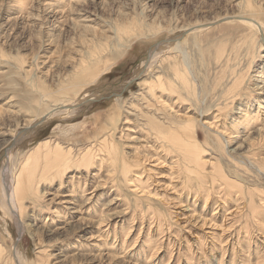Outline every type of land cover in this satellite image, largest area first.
I'll use <instances>...</instances> for the list:
<instances>
[{
	"label": "rangeland",
	"instance_id": "1",
	"mask_svg": "<svg viewBox=\"0 0 264 264\" xmlns=\"http://www.w3.org/2000/svg\"><path fill=\"white\" fill-rule=\"evenodd\" d=\"M241 4L242 0H0V158L3 161L5 154L12 150L6 166L11 165L14 178L25 165L23 158L40 142L56 140V144L72 147L80 154L90 142L105 139L114 130L125 158L132 163L140 162L129 173L134 177L132 182H126L119 172L110 175L113 158L105 154L97 157L104 160L101 167L91 169L90 174L84 171L78 177L87 176L85 180L92 187L91 193L99 185L98 176L102 175L103 186L89 196L95 202L103 200L102 239H97L94 224L98 213H94L96 217L91 222L88 216L75 212L74 204H69L74 197L70 193L72 183L79 180L77 177V181L72 180L73 173L63 179L54 173L56 180L47 185L51 188H41L46 198H39L25 211L26 227L22 235L1 204L0 191V245L5 247V254L12 253L18 245L31 264H40L42 259L37 253L44 247L50 255L49 264H264V102L262 108L254 101L248 104L250 89L264 69V49L260 51L263 57L255 59L257 54L253 51L262 38L257 31L240 24L243 20L238 17L245 12ZM257 4L264 21V0H257ZM135 26L160 30H152L155 34L149 33L147 37L134 38L123 57L108 63H113L109 72L96 84L79 90L76 98L73 96L74 101L78 100L74 103L75 109L68 113L73 118L50 119L51 123L47 121L31 137L14 140L18 130L36 115L37 108L43 107L39 113L49 108L41 105L38 86L45 83L50 91H56L60 82L72 75L75 60L85 51L86 38H92L94 32L108 37L107 44L114 51L109 58L117 59L115 48L120 39L114 37L115 30ZM189 26L192 28L179 32ZM206 27L212 28L196 32ZM174 36L177 37L173 40H179L178 46L189 55L188 63L198 88V93H184L180 102L189 107L184 112L198 120L200 146L207 150L204 159L217 166L221 163L222 174L243 185L242 193L236 189L229 194L212 192L207 204L210 188L199 190L198 185L185 184V175H195L188 169V160L176 152L167 154L157 143L154 147V124L141 116L146 110L141 113L139 108L133 109L132 115L127 116L129 119L125 116L126 109V112L130 110L129 103L142 92L141 82L162 76L164 81L170 78L169 67L174 60H166L169 52L162 45L173 42L168 39ZM159 44L162 47L155 51L157 59L152 61L153 67H141L151 49ZM223 45L225 52L218 56L217 51ZM175 61L180 62V58ZM230 67L236 74L250 69L233 91L239 96L230 98L229 106L224 107L223 96L236 79L227 72ZM97 94L98 98L89 106L81 104ZM255 94L264 98V89ZM244 104L252 107L251 115L257 120L254 128L248 135L246 132L232 135V144L226 136L218 139L214 127L210 129L207 125L223 122L232 126L234 120L242 117ZM219 106L223 108L221 121H214ZM184 112L180 111L179 117ZM71 127L78 129L81 136H68L67 128ZM240 131L243 130L239 128ZM249 138L262 142L259 148H251ZM4 151L7 152L3 154ZM35 162L31 161L34 165ZM118 163H114L116 171L120 170ZM204 169L208 173L210 168ZM27 175L31 176V172ZM61 183L63 189L57 191ZM64 212H68L67 217ZM14 264L22 261L16 260Z\"/></svg>",
	"mask_w": 264,
	"mask_h": 264
},
{
	"label": "bare ground",
	"instance_id": "2",
	"mask_svg": "<svg viewBox=\"0 0 264 264\" xmlns=\"http://www.w3.org/2000/svg\"><path fill=\"white\" fill-rule=\"evenodd\" d=\"M258 5L259 4H257V0H242L241 8L243 7L242 9L245 12H244L243 16L242 15H241V17L237 16L238 20H240V19L243 20L242 22H240V24L242 26H246L248 28L250 27L251 29L257 31L258 35H260L262 38L261 40L258 39L260 42L259 46L258 47L255 46L256 48L253 51L254 54H257L254 56L255 59L258 56L261 59L262 55H261L260 51L262 50V48L264 49V21L261 18L262 17V15H261L262 11L259 10ZM262 10H264V9H262ZM197 26H199V25H194L192 27H197ZM192 27L191 26L183 27V28H181V30H179V32L182 31V33H184L189 28H192ZM87 28L88 27H86V29ZM211 28L212 27L200 28V29L196 30V32L197 31L204 32V31H207ZM152 30L153 31L156 30L158 32L160 30V28H149V29L145 30V29H142L140 26H135L134 28L131 27V28H125V29L119 27L117 29V31L115 30L114 37L117 36L118 39H120L118 46L115 48V53L118 56L117 59H111V57L114 54V51H112L110 49V45L107 44V42L109 40L108 37H106L104 35H98L97 33L94 32L92 35V38H86L84 40L85 51L81 52L80 56H78L79 59L75 60L76 64L74 66V71H72V75L68 76L66 79H64L62 82H60V84H59L60 86L58 88H56L57 89L56 91H52V90L50 91V89L45 85V83H42V85L38 86L37 91L40 95L41 101H43V104H41V105L46 106V108L49 106V108H47L46 110H44L43 112H40V113L38 111H40V109H42L43 107H41L40 109L37 108L36 110H38V111L36 112V115L31 117L27 121V124L24 128H21L20 130H18L19 132L14 137V140L18 142L22 139H26L27 137H31L35 133V131H37V129L40 128L43 124L45 125V123H49L47 121H50V123H51L50 119H53V118L59 119L60 118L62 120H65V119L67 120L68 118H73L74 116L69 117L68 113L73 110L74 106H76L74 103L77 102L78 100L74 101V98H76L77 92L79 90L83 91L84 88H86L90 85L96 84L97 81L99 80V78L103 77L102 75L109 72V70L113 66V63H115L116 60L123 57L125 50L130 48V43H132L134 40H137L136 38H138V37H142V36L147 37L149 33L155 34L152 32ZM192 31H194V30H192ZM144 32H146V34H144ZM202 32H200V33H202ZM178 34H180V33H178ZM124 35L126 36V38L124 37ZM176 37L174 36L173 38H169L168 40L172 41ZM122 38H125V42H121ZM242 39L245 42L246 39L245 38H242ZM178 41L179 40H173V42H170V43H167V41L165 43L163 42L164 44L161 43V44H163L162 46L166 45L165 46L167 49L166 51L169 52V53H167L168 57L166 56L167 57L166 60H168V61L174 60L173 65H171V67H169L170 78L167 79V81L166 80L164 81L162 78L163 76H162V77L154 78L152 80L149 79V80H145V81L141 82V88H142L141 91L142 92L139 93L141 95L138 94L137 96L134 97V100L132 101L134 104L129 103L130 104V106H129L130 107V110H129L130 113H128L129 111L126 112L127 111V109H126L125 114H127V115H125L124 113L123 114L127 117V116L132 115L131 110L134 112L133 109L138 110V108H139L141 113L145 112L144 110H146V113H143L141 116H146L148 123L150 122V124L151 123L154 124L153 126L155 127V129L154 128L153 129L155 132H153V129H152V133L154 136V138L152 137V140H154V147H155V144L157 143L160 146L159 148H162V149L164 148L165 151L167 152V154H168V152H171V154H172V152L173 153L176 152L178 154V156L183 157L184 159L188 160V162L190 164L188 166V169H191L189 171L191 173L194 172L193 174H195V175L194 176H191L190 174L185 175V184L186 185H192V186L198 185L199 190H200V188H204V187L210 188V190L208 189V192H207L208 194L206 196V204H207L208 198L212 192H215V191H216V193L227 192L229 194L232 191H235V189H236L237 193H242L241 189H242L243 185L238 183L237 181L236 182L238 184L235 182H232L228 178L227 175L222 174L221 163H220V165L217 166L216 163H212L211 161H205V159H204V156L207 155L206 154L207 150H206V148H202L200 146V139L198 136V134H199V132H198L199 131L198 120H197V118H192V116L189 114V112L185 113L184 111H187V110L189 111V107H185V105H183V103L180 102V101H182V97H183L184 93H188V94H190V92H191V94L192 93L193 94L198 93V88L196 85V80L194 78V75L191 71V66L188 63L189 55L186 52L181 50V47L178 46V43H179ZM161 44L156 45L155 47H153L151 49L152 51L147 55V58H145V60H143L141 62V64H140L141 67H144V66H146V68H148L149 66L151 68L153 67V65L151 66L152 61L154 59H157L156 58L157 54L155 51H157V49L162 47ZM198 48H199V46H198ZM174 49H176V50H174ZM224 52L225 51H224V45H223V47L218 49L217 54H218V56H219V54L222 56L224 54ZM104 56H107L106 57L107 59H105ZM109 56H111V57L109 58ZM178 57L180 58V62L177 63V61H175V60ZM109 62H113V63L108 65ZM155 63L156 62H154L153 64H155ZM160 63H162V62H160ZM249 69H250V67H248L244 71L243 74H242V71H241V73L236 74V71H234L232 69V67H230L228 69L227 72L228 73L230 72L232 77H234V75H235L236 79L233 81L232 85L227 89L226 93L228 95L225 94L223 96L224 97L223 103L226 102L224 104V107L229 106V102H227V101L230 100V98L234 99V96H236V97L239 96L238 94H234L233 91L238 89V87H237L238 81L241 80V78H243V76L246 73H249ZM237 75H240V76L237 77ZM257 79L259 81H257L255 83L256 85H253L252 89H250L252 91H251V93L249 92L248 104L250 102L254 101V102H257L259 104L260 108H262L264 98H259V95H256L255 92L257 90H263L264 89V88H260L261 84H264V69L262 72L259 73V76ZM179 85L182 86L180 90H178ZM256 88H258V89H256ZM166 92H168L170 94H165ZM78 93L80 94V92H78ZM157 93H160L161 95L157 96ZM230 94H233V95H230ZM73 96H74V98H73ZM260 97H261V95H260ZM97 98H98V94L95 97H92L91 99L87 100V98H86L85 100L82 101L81 104L85 105V106H89L91 104V102L93 101V99L96 100ZM252 98H253V100H251ZM233 102H234V100H233ZM248 104H244V110H241V108H240V110H241L240 114L242 115V117H239L238 120H234V122L231 123L232 126L225 124V123L223 124V122H220L221 124L216 122L215 125H213L212 123H209L207 125V127L210 129H213V127H214V132H215L216 136L218 137V139H220L219 136H221V137L226 136V137H228L227 142L232 144V142L234 140L231 137L232 135L237 134V136H239V133H245V132L248 135L249 131H251L254 128V123L257 121V120L253 119V117L251 115L252 107L251 106L249 107ZM78 106H81V105H78ZM240 106H243V104H240ZM176 108H178V109H176ZM216 110H217L216 111L217 113L214 116V121H216L218 119L221 121L220 117L222 116L223 108L219 106V108ZM180 111L184 112V113L182 114V116L180 115V117H179ZM253 116H254V114H253ZM126 117H125V119H126ZM127 119H129V118L127 117ZM144 121H145V119H144ZM145 125H147V124L145 123ZM59 128H57V129L59 130ZM74 128L73 127L67 128V130L69 131L68 136H71L73 138H75V137L77 138V137L81 136L82 133L78 129H76V128L74 129ZM239 128L242 129L243 131L239 132ZM114 129H118V128L115 127ZM233 131H235V132H233ZM82 132H85V131H82ZM107 135H109V136H107ZM107 135L104 136L105 139L94 138V139H96L94 142L89 141L90 144L86 147L84 146L85 148L83 150H81L82 152L80 154H77L75 152V149L72 147L66 148L63 145H61V143L56 144L57 143V142H55L56 140H52V139L48 140L47 139L44 142H40L30 152L28 151L29 153H28V156H26L27 158L26 157L23 158V160L26 159L25 165L21 169L22 171L20 172L19 176L15 177V178L12 175L11 165L6 166L7 162L9 161L10 154H12L11 153L12 150L10 149L11 151L9 150L8 154H5L7 151L3 152V154H5L3 161L0 158V177H1L0 178V180H1L0 181V191L2 193V201H1L2 203L1 204H3V206L7 209L6 211L9 212V215L11 216L14 223L18 227V231H20L21 235L24 233V231H25L24 229L26 227L25 223H24L25 222L24 214H25V211L27 210V208H28V210L31 209L33 207V205L38 202L39 198H46L45 197L46 192L44 190H42L41 188L47 187L48 184L54 183V181L56 180L55 178H53L54 173L62 175V177H61L62 179L68 173H73L72 180L73 179L75 180V177H77V179H79V180L78 181L75 180L77 182L72 183V191L70 193L72 194V196L74 194V197L72 198V202L70 201L71 203H69V204H74L76 206V207H74L75 212L78 211V213H82L81 216H84V217L88 216L89 219L91 220V222H94V220H95L96 216L94 213H96V214L98 213L97 214V220H96V222H94V224H95V227L97 230V233H96L97 239H102L101 237L103 235V217H104L103 216V200L100 199V200H96V202H95L94 199L92 200V198L89 196H91L94 191H96L97 189L99 190V188H101V186H103V179H101L102 175L98 176L99 177V183H98L99 185L96 184L95 185L96 188L94 187L93 192L90 193L89 191L91 190L92 187L90 188V186H89L90 184H88L87 181L85 180V178L87 177L86 175L90 174L91 169L93 170L95 167H98V166L101 167L103 165V162H104L103 158H100V160H97V157H102V155H104V154L107 157L113 158L111 161V159H108L106 157V159L111 161L110 163H113L111 168H110V166H108L110 168V170H109L110 175H115L117 172H119L122 175V177L126 180V182H132V179L134 177L133 178H132V176L130 177L129 173H131L132 169H134L140 165V162L138 163L135 161L132 163L130 159L128 160L125 158V156H124L125 152L123 151V147L118 142L119 140L117 141V139H116V135H117L116 130L109 131V134H107ZM129 138L131 139L130 134H129ZM236 138H238V140H239V137H236ZM91 140H92V138H91ZM248 140L250 142L249 143L250 147L255 148V149L259 148V146L262 143V142H255L254 140H252L250 138ZM234 142H236V141H234ZM136 150H137V148H136ZM32 160L36 161L35 165L33 163H31ZM177 160H178V158H177ZM116 161L117 162L119 161L118 166H119L120 170H118V171H116L117 168L114 167V163H116ZM110 163H109V165H111ZM174 165H175V167H177L176 166L177 164H174ZM205 167L210 168L209 170H211L212 172H210L209 170H208V173L205 172L207 170V169L206 170L204 169ZM218 170H220L221 172H218ZM28 171L31 172V176L27 175ZM84 171H85V173L88 172V174L85 175L86 177L85 178H82V177L78 178L80 175L83 176V174H85V173H83ZM139 171L140 170H138L137 172H139ZM16 173L18 174V172H16ZM76 174H79V175L76 176ZM49 187H47V190ZM62 189H63V184L61 183L60 187L57 191H62ZM218 189L220 191H217ZM76 194L80 195V197H77ZM94 197L96 198L97 195H95ZM251 200L252 199H250L249 203L252 205ZM55 201L57 202L56 198H55ZM93 207H96L95 211H94ZM247 207H249L248 204H247ZM90 208H92L93 210L92 209L90 210ZM249 209H250V207H249ZM243 210H244V208H243ZM92 211H93V213H92ZM36 212H37V210H36ZM240 212H243V211L241 210ZM59 213H61V212H59ZM107 213H109V212H107ZM92 214H94V217L92 216ZM64 215H65V217H67L68 212L67 213L64 212ZM106 217H108V216H106ZM108 218H110V217H108ZM85 220H87V219L82 218V221H85ZM104 220H106V219H104ZM1 221L3 224H6L5 221H3V220H1ZM36 233L37 232H35V234ZM108 236H110V235L108 234ZM97 242H100V241H97ZM37 243L40 244V242H37ZM41 246H43V245H41ZM47 246H50V245H47ZM101 246L102 245L100 244L99 247H101ZM75 247H77V246H75ZM4 248L5 247L0 245V264L1 263L5 264L6 261H10L11 264H14V261H16V260L20 261V262L22 261V264H31V262L29 260H27L25 255L21 252L22 250H21L20 246L15 245L14 250L9 255L5 254ZM45 248L46 247H44V249L41 248V250H39L37 253L38 257L40 259H42L41 262L39 261L40 264H49V262H50V255H48V253H47L48 250H46ZM6 255L9 256V258H7ZM5 256H6V258H5ZM37 261H38V259H37ZM32 264H36V262L32 263ZM180 264H181V262H180Z\"/></svg>",
	"mask_w": 264,
	"mask_h": 264
}]
</instances>
